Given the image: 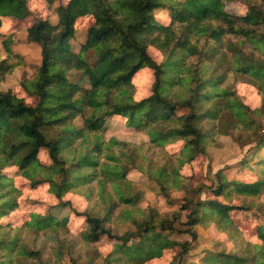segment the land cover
<instances>
[{"label":"trees","instance_id":"16d2710c","mask_svg":"<svg viewBox=\"0 0 264 264\" xmlns=\"http://www.w3.org/2000/svg\"><path fill=\"white\" fill-rule=\"evenodd\" d=\"M28 2L0 0V36L7 34L4 18H31L26 41L40 50L33 74L20 84L32 101L0 90V264H144L165 254L167 264H264V0H67L57 6L46 0L54 22L34 16ZM233 2L244 12L226 11ZM81 17L92 22L74 51L70 40ZM10 37L2 41L0 80L22 64ZM144 67L153 71L150 94L135 99L132 79ZM240 79L256 86L259 105L244 101ZM112 117L147 139L107 136ZM223 135L248 145L246 155L197 181L182 172ZM178 141L177 151L166 150ZM42 149L46 162L39 160ZM7 168L31 188L45 184L54 199L20 226L1 221L23 198ZM241 168L256 178L237 177ZM132 170L179 205L162 212L140 206L144 191L128 177ZM73 193L83 194L82 210L72 206ZM56 208L67 212L58 215ZM231 210L257 221L258 241L243 237ZM71 216L84 222L76 234L68 227ZM197 226H212L226 238L194 259ZM183 235L190 240L175 238ZM103 236L112 241L106 253L99 250ZM38 237L51 243L36 248Z\"/></svg>","mask_w":264,"mask_h":264},{"label":"rangeland","instance_id":"374dc122","mask_svg":"<svg viewBox=\"0 0 264 264\" xmlns=\"http://www.w3.org/2000/svg\"><path fill=\"white\" fill-rule=\"evenodd\" d=\"M28 1L29 7L34 11V16L38 18L47 17L53 22L56 21V15L48 7L46 0ZM51 1L53 6L67 2V0ZM225 10L229 13L240 14L244 12V7L233 2L227 3ZM158 15L161 16V18H159L161 21L168 22L169 17L166 12H160ZM21 21L12 17L3 19L1 31L6 32L7 34L0 36V59L6 56V51L2 45V41L8 36V34H10L11 40L9 41V46L12 52L20 57L22 64L13 69L10 73L6 74L5 77L0 80V90L4 91L11 89L18 96L23 97L27 102H31V98L24 93L20 84L23 80L33 74L36 65L39 63L40 50L36 44L28 43L26 41L25 26H28L31 23V18H25ZM91 22L92 19L90 17H81L76 20L77 37L70 40L74 51L78 50L79 44L84 39L85 29L91 24ZM147 50L153 59H161V53L158 49L153 46H149ZM87 57L90 62L95 60L93 52L87 53ZM153 78V71L149 67H144L140 69L137 74H135L132 79L135 99H139L150 94V87L153 82ZM237 90L250 107H255L260 104L261 94L255 85L245 81L244 79H240L237 83ZM76 124L80 125L81 122L76 120ZM106 135L134 142H140L147 139L145 134L126 127L123 123V119L120 117H112L106 120ZM217 139L219 141L217 146H209L207 155L196 156L192 164H187L183 167L182 172L187 175H192L194 181H197L208 174L211 175L217 169L226 164L237 162L244 155H246L248 145L241 148L232 140L230 136L225 135L218 136ZM180 147V141L169 143L165 146L168 152L177 151ZM261 153L264 155V149ZM39 160L41 162H46L48 160L45 149L40 151ZM6 170L9 175H12L14 184L20 188L23 198L19 207L10 212L8 216L2 218V222H9L12 226H20L28 219L31 211L43 212L44 210L50 208L49 205L54 202V199H52V197L48 194L47 186L45 184L31 188L27 179L14 175V168H7ZM127 175L130 179L136 182L140 189L144 191L139 201L140 206L153 207L162 212L168 211L179 205V203L174 205L169 204L156 192V189L150 185V182L147 180L145 175L140 172L132 170ZM237 177L248 180L256 178L254 172L247 168H241ZM69 199L72 202V206L79 210H82L87 205V202L81 193H73L69 195ZM54 212L63 216L66 214L67 210H59L56 208ZM245 215L246 214L238 210L230 211V217L238 225L243 237L256 242L258 241L257 234L255 232L257 221L254 218H251V216L246 217ZM70 218L71 220L68 224L69 230L72 234H76L84 223L83 219L77 218V216H71ZM121 227H123V225H119L118 229L120 230ZM195 229L198 236L195 241H192V248L190 250L194 259L201 256L207 249H215L216 243L226 238L225 233L216 231L212 226H197ZM175 238H187L190 240L188 235L175 236ZM33 243H35V247L37 248L49 245L51 241L47 237H38ZM99 244V250L102 253H106L111 248L112 241L103 236ZM168 255L169 254H165L161 258L150 260L144 264H167ZM61 264H71V262L65 260L62 261Z\"/></svg>","mask_w":264,"mask_h":264}]
</instances>
